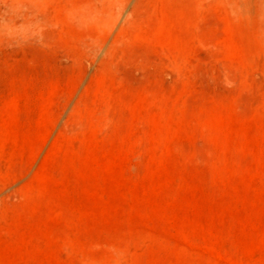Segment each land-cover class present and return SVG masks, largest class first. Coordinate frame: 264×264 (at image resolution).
<instances>
[{
  "label": "rangeland",
  "instance_id": "1",
  "mask_svg": "<svg viewBox=\"0 0 264 264\" xmlns=\"http://www.w3.org/2000/svg\"><path fill=\"white\" fill-rule=\"evenodd\" d=\"M0 264H264V0H0Z\"/></svg>",
  "mask_w": 264,
  "mask_h": 264
}]
</instances>
